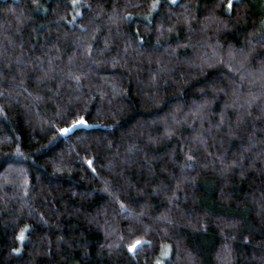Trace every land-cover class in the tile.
Instances as JSON below:
<instances>
[{
    "label": "trees",
    "instance_id": "obj_1",
    "mask_svg": "<svg viewBox=\"0 0 264 264\" xmlns=\"http://www.w3.org/2000/svg\"><path fill=\"white\" fill-rule=\"evenodd\" d=\"M0 264H264V0H0Z\"/></svg>",
    "mask_w": 264,
    "mask_h": 264
},
{
    "label": "snow or ice",
    "instance_id": "obj_2",
    "mask_svg": "<svg viewBox=\"0 0 264 264\" xmlns=\"http://www.w3.org/2000/svg\"><path fill=\"white\" fill-rule=\"evenodd\" d=\"M231 6V0H229V7ZM74 123H84V120L83 118H81L79 121H74ZM62 132L64 131H67V129H61ZM21 239H23V234L21 233V236H20ZM140 241H137L136 244H139ZM135 247V245H131L129 246V251H132V249ZM16 251H19V249H16ZM166 255V253H165Z\"/></svg>",
    "mask_w": 264,
    "mask_h": 264
},
{
    "label": "rangeland",
    "instance_id": "obj_3",
    "mask_svg": "<svg viewBox=\"0 0 264 264\" xmlns=\"http://www.w3.org/2000/svg\"><path fill=\"white\" fill-rule=\"evenodd\" d=\"M172 1H176V0H172Z\"/></svg>",
    "mask_w": 264,
    "mask_h": 264
}]
</instances>
